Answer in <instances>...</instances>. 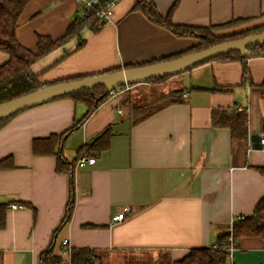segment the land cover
Segmentation results:
<instances>
[{
    "label": "crops",
    "instance_id": "obj_1",
    "mask_svg": "<svg viewBox=\"0 0 264 264\" xmlns=\"http://www.w3.org/2000/svg\"><path fill=\"white\" fill-rule=\"evenodd\" d=\"M85 1L29 0L18 20V40L36 51L39 35L62 37L73 19L84 17ZM137 1L119 0L98 32L83 28L82 47L74 50L75 37L35 62L32 70L50 84L159 59L198 42L132 10ZM149 1L167 14L175 0ZM236 17L251 19L234 30L263 24L264 0H179L172 13L174 22L198 26ZM8 59L0 50V66ZM247 63L251 81L261 84L264 56ZM177 75L154 83L166 85L179 77L182 87L162 93L138 122L132 107L151 101L135 102L133 91H145L152 82L117 89L67 136L63 155L71 161L107 126L113 131L108 148L93 155L95 163L75 165V207L56 245L64 264H70L73 247L95 249L102 264H168L192 248L214 246L237 217L252 214L264 197V175L257 169L264 165L258 147L264 99L244 81L241 61L211 60ZM180 89L182 100L171 102V92ZM214 108H247V139H234L228 127H214ZM86 111L85 103L60 97L20 111L0 128V160L11 156L14 162L0 170V204L9 205L0 229V264H40L64 217L70 181L67 173L57 171L56 155L34 154L33 141L64 132ZM12 203L24 206L12 208ZM123 210L126 218L113 222L112 216ZM228 261L264 264V239L243 237Z\"/></svg>",
    "mask_w": 264,
    "mask_h": 264
},
{
    "label": "trees",
    "instance_id": "obj_2",
    "mask_svg": "<svg viewBox=\"0 0 264 264\" xmlns=\"http://www.w3.org/2000/svg\"><path fill=\"white\" fill-rule=\"evenodd\" d=\"M29 0H0V50L9 54V59L0 66V103L20 97L30 92L37 91L44 87L39 74L32 70V65L45 55L61 47L73 38H77V46L74 50L82 47L86 40L81 36L83 28L88 27L93 32H98L106 21L100 18V12L107 8L109 4L117 3L119 0H97L96 3L85 8V16L76 17L69 25L66 33L53 39L48 35H39L37 41V50H31L23 46L17 38V27L19 17ZM179 0H175L167 14H162L154 2L149 0H139L133 6L132 10L141 11L151 22L163 26L177 36L194 37L198 42L186 50L175 52L159 59L150 61L126 64L123 68L143 66L159 61H166L178 58L184 54L206 49L214 44L226 41L241 39L251 34H258L264 31V23L225 32H213V29H221L231 25L242 24L249 21L248 17H236L225 24L198 26L180 24L173 21L172 13ZM253 52L264 51V43H258L249 47ZM71 52H66L65 56ZM64 56V57H65ZM240 60L243 68V77L245 82H250L254 89L258 90L264 99V80L261 84H254L251 81L247 60L249 59L243 52L233 51L212 60ZM211 61V60H210ZM122 67L113 68L106 72H112ZM89 76H77L68 80L81 79ZM170 76H161L150 79L148 82H162ZM61 82V81H60ZM57 83V82H55ZM53 84V83H50ZM133 85V84H132ZM121 86L115 89H109L105 86H97L91 89H83L73 94L64 96L71 97L76 102H82L87 105L86 113L73 126L60 134H52L44 138H36L33 141V152L36 155H56L57 171L69 175V199L66 205L65 214L59 225L56 227L53 239L50 245L42 251L40 255V264H64V257L61 252L56 251L57 237L61 229L70 221L75 207V183L74 168L78 160L84 156H93L99 154L102 150L108 148L113 131L111 126H107L89 143L82 145L78 154L73 160H68L63 155V148L67 136L73 131L79 129L85 120L96 110V108L106 101L111 91L123 88ZM226 88L214 87L211 90H225ZM183 90L172 91L170 94L171 102L182 100ZM153 107L149 105H134L133 121L138 122L144 117L145 112L152 111ZM13 117V116H12ZM10 118L0 121V128L4 126ZM212 124L214 127H228L231 136L234 139H247L248 137V113L247 111L229 110L225 108H214L212 111ZM14 166L13 158L8 156L0 160V170L8 169ZM257 169L264 175V165L257 166ZM24 205V204H23ZM8 204H0V229L6 225V210ZM93 226V225H89ZM232 231V242L230 233ZM246 236H256L264 239V197L259 200L252 214L237 217L231 224L230 231L218 236L217 243L211 247H196L183 258L171 261L168 264H229L228 247L233 244L236 248L240 241ZM227 240L226 242H224ZM216 246V247H215ZM63 242L60 244V251L64 249ZM70 264H102L99 253L92 248L73 247L69 250Z\"/></svg>",
    "mask_w": 264,
    "mask_h": 264
},
{
    "label": "water",
    "instance_id": "obj_3",
    "mask_svg": "<svg viewBox=\"0 0 264 264\" xmlns=\"http://www.w3.org/2000/svg\"><path fill=\"white\" fill-rule=\"evenodd\" d=\"M258 43H264V31L241 39L214 44L206 49L187 53L171 60L121 68L116 71L81 79L48 84L37 91L0 103V121L10 118L29 107L64 97L83 89H91L97 86L115 89L121 86L147 82L150 79L161 76L177 75L233 51L243 52L249 58L264 56V51L253 52L249 50L250 46Z\"/></svg>",
    "mask_w": 264,
    "mask_h": 264
},
{
    "label": "built area",
    "instance_id": "obj_4",
    "mask_svg": "<svg viewBox=\"0 0 264 264\" xmlns=\"http://www.w3.org/2000/svg\"><path fill=\"white\" fill-rule=\"evenodd\" d=\"M97 0H88V1H85V8L91 6L92 4L96 3ZM113 6H114V3L112 4H109L107 6V8L103 9L101 12H100V18L104 21H108L110 18H111V14H112V9H113ZM85 16V14H84ZM126 88H129L130 85H126L124 86ZM115 91L112 90L111 93H114ZM184 96H187V94H184ZM247 111L248 113V109L247 108H238V111ZM259 149L264 151V133L261 134V136L259 137ZM96 161V158L94 156H82L78 162H77V165L78 166H85L86 164H93L95 163ZM24 205L21 204V203H12L10 204V207L12 208H19V207H23ZM127 216V211L123 210V211H120L116 214H114L112 216V221L113 222H117V221H121L123 219H125ZM243 216V215H242ZM230 242H232V231L230 233V238L228 239ZM227 240H225L224 242H226ZM216 247V246H215ZM234 246L233 244H231L229 247H228V253L229 255L231 256L233 254V251H234Z\"/></svg>",
    "mask_w": 264,
    "mask_h": 264
},
{
    "label": "rangeland",
    "instance_id": "obj_5",
    "mask_svg": "<svg viewBox=\"0 0 264 264\" xmlns=\"http://www.w3.org/2000/svg\"><path fill=\"white\" fill-rule=\"evenodd\" d=\"M238 26H239V24H238ZM238 26L237 25H231V26H227V27L221 28V29H213V32H217V31L225 32V31H229V30H234ZM176 76H178V75H176ZM177 78H179V77H175V79H172L166 85H158V84L153 83V85H151V86L144 87V88H148V89H146L147 91L146 90L142 91L141 89H140V92L133 91V100L135 102H138L140 99H145L147 101H151V104L149 105V107H152V105H156L155 103L159 100V96L162 93H164L165 91H169L171 89H176V88L182 87L180 79H177ZM156 98H158V99L154 100Z\"/></svg>",
    "mask_w": 264,
    "mask_h": 264
}]
</instances>
